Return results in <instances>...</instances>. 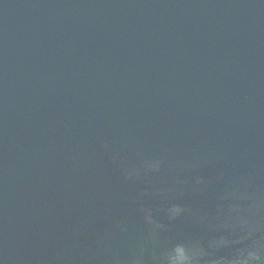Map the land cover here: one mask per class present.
Here are the masks:
<instances>
[{"label": "water", "instance_id": "95a60500", "mask_svg": "<svg viewBox=\"0 0 264 264\" xmlns=\"http://www.w3.org/2000/svg\"><path fill=\"white\" fill-rule=\"evenodd\" d=\"M0 264H264V0H0Z\"/></svg>", "mask_w": 264, "mask_h": 264}]
</instances>
